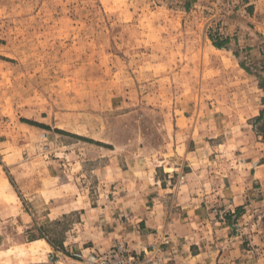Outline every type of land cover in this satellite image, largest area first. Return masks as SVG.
Here are the masks:
<instances>
[{"label": "rangeland", "instance_id": "rangeland-1", "mask_svg": "<svg viewBox=\"0 0 264 264\" xmlns=\"http://www.w3.org/2000/svg\"><path fill=\"white\" fill-rule=\"evenodd\" d=\"M258 78L264 0H0V264L129 247L177 168L264 234Z\"/></svg>", "mask_w": 264, "mask_h": 264}, {"label": "crops", "instance_id": "crops-1", "mask_svg": "<svg viewBox=\"0 0 264 264\" xmlns=\"http://www.w3.org/2000/svg\"><path fill=\"white\" fill-rule=\"evenodd\" d=\"M253 169L254 179L264 177V163ZM168 177L173 184L163 190L173 195L171 202L165 205L166 200L161 204V200H153V206L147 207L133 230L128 224L124 231L112 234H123L130 249L139 253L160 246L168 264H264V234L245 237L234 230L235 224L221 216L223 211L211 214L207 202L204 205V200L195 198L189 174L184 170L171 169ZM237 201L229 200L233 204L229 207L243 206ZM235 209L231 213L235 214Z\"/></svg>", "mask_w": 264, "mask_h": 264}, {"label": "built area", "instance_id": "built-area-1", "mask_svg": "<svg viewBox=\"0 0 264 264\" xmlns=\"http://www.w3.org/2000/svg\"><path fill=\"white\" fill-rule=\"evenodd\" d=\"M161 249L133 252L125 242H116L108 250L87 248L78 252L55 251L50 264H166L160 256Z\"/></svg>", "mask_w": 264, "mask_h": 264}, {"label": "trees", "instance_id": "trees-1", "mask_svg": "<svg viewBox=\"0 0 264 264\" xmlns=\"http://www.w3.org/2000/svg\"><path fill=\"white\" fill-rule=\"evenodd\" d=\"M227 41L226 42H222V43L221 42L219 43V42L215 41L213 43H214V46L217 47L218 49H229ZM243 69H245L244 66H243ZM259 77H260V75H259ZM258 79H259V86L264 91V78H258ZM263 104H264V97H263ZM256 121L258 123H261V126L257 127V131L263 137V142H264V109L260 112V115L258 116ZM26 123H29L31 125L38 126V127L44 128V129H48L46 126H42L40 124H36V123H33V122H26ZM60 133H63V132L60 131ZM98 145L103 146V147H110V146H104L103 144H98ZM240 211H241V208L240 207L237 208V210L235 212L236 216H239ZM231 218H232V215L228 214L227 215V220L231 221L230 220Z\"/></svg>", "mask_w": 264, "mask_h": 264}]
</instances>
